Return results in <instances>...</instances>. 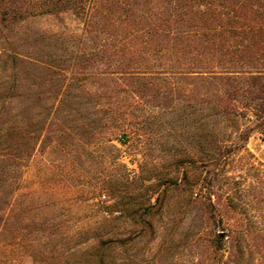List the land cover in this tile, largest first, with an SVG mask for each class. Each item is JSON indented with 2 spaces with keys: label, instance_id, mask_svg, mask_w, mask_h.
I'll use <instances>...</instances> for the list:
<instances>
[{
  "label": "rangeland",
  "instance_id": "obj_1",
  "mask_svg": "<svg viewBox=\"0 0 264 264\" xmlns=\"http://www.w3.org/2000/svg\"><path fill=\"white\" fill-rule=\"evenodd\" d=\"M90 51L82 19L66 8L0 23V107H32L43 128L32 159L0 173V264H264V192L251 191L238 161L247 133L264 167V58L233 70L262 73L246 83L239 105L258 107L243 117L155 89L154 77L104 81L101 69L116 61L86 62ZM217 177L211 201L240 227L221 250L211 241L227 227L199 201Z\"/></svg>",
  "mask_w": 264,
  "mask_h": 264
},
{
  "label": "trees",
  "instance_id": "obj_2",
  "mask_svg": "<svg viewBox=\"0 0 264 264\" xmlns=\"http://www.w3.org/2000/svg\"><path fill=\"white\" fill-rule=\"evenodd\" d=\"M0 8V23L6 27L29 16L58 14L65 8L74 11L98 50L83 54L85 61L91 62L94 55L116 61L101 69L104 81L116 75L133 82L154 77L151 87L160 89L163 85L197 103H212L223 115L245 117L249 111H257L258 105L239 104L248 88L246 83L256 82L262 75L261 69L250 76L233 70H238L243 60L255 62L264 58V0H0ZM13 62L16 64V59ZM173 77H189L197 82L176 83L171 81ZM126 85V90H130V83ZM6 95L0 93V97ZM14 97L8 94L6 99ZM59 98L62 103L63 94ZM260 119L259 127L264 130V117ZM36 123L32 107L24 113L5 105L0 107V173L6 166L17 170L32 159L43 131H35ZM241 137L245 145L250 134ZM244 145L239 149L246 153L238 161L245 162L247 173L254 177L249 184L251 191L260 184L263 193L264 167L255 165L253 155ZM219 180L217 177L209 181L208 195L199 196L211 223H225L227 227L211 241L217 250L226 244V237L237 236L240 228L238 219H225L227 206L211 201ZM183 181L190 183L188 174ZM230 209L236 212L235 208Z\"/></svg>",
  "mask_w": 264,
  "mask_h": 264
},
{
  "label": "built area",
  "instance_id": "obj_3",
  "mask_svg": "<svg viewBox=\"0 0 264 264\" xmlns=\"http://www.w3.org/2000/svg\"><path fill=\"white\" fill-rule=\"evenodd\" d=\"M105 198V196H103Z\"/></svg>",
  "mask_w": 264,
  "mask_h": 264
}]
</instances>
